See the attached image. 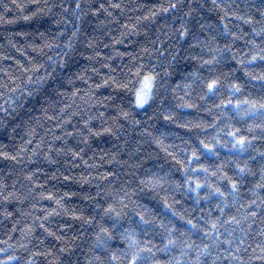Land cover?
<instances>
[{
  "label": "trees",
  "instance_id": "1",
  "mask_svg": "<svg viewBox=\"0 0 264 264\" xmlns=\"http://www.w3.org/2000/svg\"><path fill=\"white\" fill-rule=\"evenodd\" d=\"M261 56L264 0H0V260L117 264L131 225L156 253L138 264H264V129L248 131L264 109L233 110L264 103L246 75H264ZM150 72L154 99L137 109ZM229 122L251 145L213 155L201 141ZM129 198L174 245L158 251L166 231L120 215Z\"/></svg>",
  "mask_w": 264,
  "mask_h": 264
},
{
  "label": "clouds",
  "instance_id": "2",
  "mask_svg": "<svg viewBox=\"0 0 264 264\" xmlns=\"http://www.w3.org/2000/svg\"><path fill=\"white\" fill-rule=\"evenodd\" d=\"M261 59H264V56L260 57ZM257 59L256 55H253L251 57L250 61H247V63H251L252 61H255ZM216 62V57L213 56L211 59L204 61L206 64H213ZM139 75V74H138ZM246 75L249 76L250 79L254 80H264V75H253L252 73H246ZM152 80V90L144 100H137V97H134V105L137 109H143L146 105H148L152 99H154L153 95V89L156 87L157 79L156 76L153 75L151 72L147 74ZM221 81L219 78L212 80L211 82L206 83L204 86L206 87L207 93H213L214 89H216L220 85ZM228 91L232 95H235L236 93H239L243 89V85L231 83L228 86ZM203 98V97H201ZM224 101L221 102L220 105L217 107L221 109L222 115H226V113H223L222 109L224 107ZM226 103L233 104V101L231 98H229ZM243 105H247V107H243ZM261 109H264V103H257V102H250V101H240L238 103L233 104V110L236 111L237 116L243 120L249 115H255L257 112H259ZM225 128H227V131L224 129H220L216 135L211 136L210 138H206L205 140H202L201 143L203 144L204 148H206L209 152H211L213 155H215V149L217 147L219 148H225L228 147L229 144H231L230 150H236V151H246L247 147L251 145V141L248 140L247 137L239 136L238 132L239 129L234 128L231 124V122L227 123L225 125ZM254 128H261L264 129V123L257 124L255 126L249 125L248 131H253ZM223 136H227L229 139L225 140L223 139ZM156 142H161L159 140H156ZM194 158L199 159L198 156H196L195 152L193 153ZM237 168L239 169V173L241 175L245 174L247 171V164H245L243 167H241L239 164H237ZM193 172H204L208 176L215 175L216 173L209 172V170L206 167H200V168H193ZM217 171H220L219 169ZM220 179H224L226 177H219ZM231 179V178H228ZM190 183H195V188H189V191L196 192L201 187H209L212 188V185L210 184H202L199 180H192ZM142 184L144 185V188L147 190H153L155 188L160 187L159 181H153V180H146L142 181ZM237 184H232V191H237ZM212 191L214 193H219V195L223 196L224 193H221L219 188H212ZM124 210L135 212L137 215L140 216L139 224L140 225H148V224H155L158 227L162 228V231L167 232V243L164 245L163 248L158 249V251L163 252L165 249H167L170 245H174L175 241L172 239V233L174 232V228H167L165 227L161 222L156 221L151 216L146 215L145 213L141 212L136 205L131 203V200L129 198V202L122 205L121 208V214L123 215ZM120 215L116 216L115 219L117 222H119ZM173 215L179 216L181 220H184L185 217L183 215H180L179 213H173ZM188 224L192 226V228H197L198 225L193 223L192 220L186 221ZM121 238L127 242V250L123 254L115 255L112 257L116 260L117 264H138L141 260L150 259V257L143 255L144 253L151 254V257H154L156 253L153 251L152 247H148L147 245L141 246V243L136 239L137 232L135 228H132L131 225L129 228H125L123 232L120 234ZM112 237L109 236L108 239H111ZM106 246V241H105ZM8 246L5 248H0V252H7L9 250ZM22 248L26 247L25 245H21ZM153 247H155L153 245ZM203 254V253H201ZM18 258L15 254L8 255L6 259L0 260V264H12L13 261H16ZM199 259V257H197ZM27 264H33L31 260L27 261Z\"/></svg>",
  "mask_w": 264,
  "mask_h": 264
},
{
  "label": "snow or ice",
  "instance_id": "3",
  "mask_svg": "<svg viewBox=\"0 0 264 264\" xmlns=\"http://www.w3.org/2000/svg\"><path fill=\"white\" fill-rule=\"evenodd\" d=\"M152 90V80L149 76H145L141 89L137 92V100H144L147 98Z\"/></svg>",
  "mask_w": 264,
  "mask_h": 264
}]
</instances>
